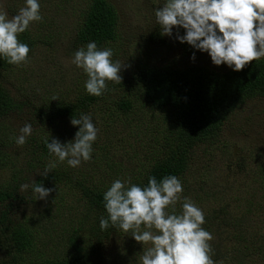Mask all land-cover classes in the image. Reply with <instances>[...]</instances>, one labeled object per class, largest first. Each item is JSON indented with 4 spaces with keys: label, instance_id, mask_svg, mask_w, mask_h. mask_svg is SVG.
<instances>
[{
    "label": "trees",
    "instance_id": "obj_1",
    "mask_svg": "<svg viewBox=\"0 0 264 264\" xmlns=\"http://www.w3.org/2000/svg\"><path fill=\"white\" fill-rule=\"evenodd\" d=\"M82 17L75 38L80 45L85 47L90 41L101 45L117 39L118 14L107 0H90ZM180 32L183 34L184 30L180 29ZM158 35L163 42L160 33ZM19 40L29 45V54L34 50L36 40L29 29L19 35ZM180 47L185 55L198 51L187 43H180ZM14 66L0 57V169L8 166L12 175L11 182L0 183V264H122L123 250L117 248L113 252L111 248L124 232L111 225L107 230H101L99 224L100 218L108 215L103 194L111 183L131 177V183L146 186L150 176H155L158 182L168 175L183 178L195 146L211 142L237 105L264 96V58L252 61L242 71L215 70L202 64L138 66L131 73V89L135 90L134 93L131 91V98L126 92H119L124 81L120 84L108 81L109 90L105 93L112 88L117 91L116 98L110 101L120 110H132L139 100L164 110L166 123L161 129L165 132L160 140L161 148L154 146L147 163L137 167L131 164L124 173H116L115 164L109 161L106 151H103L102 165L75 169L66 160H45L50 156L45 140L49 138L51 142L52 138H57L63 141L52 127L56 125L59 129L65 120L78 118L80 113L96 106L105 94L89 95L85 84L78 93L73 92V101L53 99L54 96L45 94V105L39 113L37 109L34 111L38 124L44 126L33 130L26 144L18 146L15 142L17 133L4 134L5 129L11 130V124L4 122L5 117L16 111L21 113L25 104L16 99L5 84L7 72ZM157 143L156 137L154 145ZM12 145L16 146V152L21 150L28 156L22 168L12 167L14 163L8 158ZM50 162H56V167L45 178L39 172ZM259 166L264 170V164ZM33 167L39 168L34 170L33 182L56 188L54 193L61 195H66L61 186L69 190L73 197L70 208L77 215L76 219L56 227L53 214L43 215L39 209L30 216L22 212L24 215L20 218L14 217L23 198L18 194V188L24 183L25 171L33 173ZM125 173L129 174L123 177ZM225 207L206 211V223L202 225L214 237L210 241L214 251L212 259L216 264H241L244 260L256 264L264 260V236L244 231L247 227ZM55 215L59 216L58 210ZM42 219L47 225L40 223ZM129 241L126 239L130 246Z\"/></svg>",
    "mask_w": 264,
    "mask_h": 264
},
{
    "label": "rangeland",
    "instance_id": "obj_2",
    "mask_svg": "<svg viewBox=\"0 0 264 264\" xmlns=\"http://www.w3.org/2000/svg\"><path fill=\"white\" fill-rule=\"evenodd\" d=\"M89 1L39 0L43 21L30 25L29 30L36 44L29 54V62L26 65H15L7 72L5 79L10 93L25 103L21 113L16 111L5 117L4 122L11 124V130L5 129L6 136L13 133L19 135V129L25 123H31L33 130L44 126L38 124L39 119L34 111L37 109L39 113L45 105V94L62 101H73V92L78 93L82 84H85L88 77L82 69L72 64V58L76 50L84 47L75 38ZM107 1L115 7L118 14V37L97 46L101 49H113V60L119 59L129 65L121 70L124 87L119 92L122 94L126 92L131 98V91L135 92L131 89V73L138 66L202 64L215 70L230 69L227 65H214L210 56L200 51L195 52L196 58L193 61L192 54L185 55L174 36H162L163 42L160 41V29L155 24L154 9L164 0ZM24 6L25 0H0V10L6 11L9 18ZM104 94L96 106L78 116L91 113L99 132L93 144V159L89 162L82 161L75 169L102 165L105 160L103 151H106L109 161L115 164L116 173H124L131 164L137 167L147 163L154 146L161 148L160 140L165 133L161 129L166 123L163 114L166 112L151 107L142 100L132 110H120L110 101L116 98L117 91L112 88ZM52 128L60 134L59 138H64L61 142H67L73 139L79 126H73L67 119L61 128L57 129L56 125ZM156 137L158 143L154 145ZM16 150V146L12 145V153L8 158L14 163L12 167L22 168L28 156H25L24 151ZM52 159L58 158L54 154L45 158L47 161ZM189 162L188 170L180 178L184 189L182 196L191 198L204 214L226 205V210L237 216L241 220L240 224L247 227L248 230L244 231L264 236V170L259 166L264 164V96L253 97L237 105L211 142L195 146ZM35 169L33 167V173H29L31 170L25 171L27 175L23 184H29V188L20 191V184L18 194L23 198L14 217L20 218L24 215L22 212L30 216L39 209L43 215L53 214L56 227H61L62 222L69 219H76L77 215L70 208L73 197L65 187L61 186L66 195L53 192L47 202L36 200L31 188ZM10 171L8 166L0 169V183L11 182ZM126 174L129 173L122 176ZM181 204L182 201L176 205L177 213L182 210ZM56 210L59 211V216L55 215ZM40 223L47 225L45 219L40 220ZM130 235L131 233H123L121 239L114 242L111 251L114 252L117 248L123 250L124 255L120 260L122 264H141L139 258L143 252L142 245L136 243ZM246 237L250 239L247 234ZM126 239L130 240V246ZM41 243L43 245L42 241ZM241 264L252 263L244 260ZM256 264H264V260Z\"/></svg>",
    "mask_w": 264,
    "mask_h": 264
},
{
    "label": "clouds",
    "instance_id": "obj_3",
    "mask_svg": "<svg viewBox=\"0 0 264 264\" xmlns=\"http://www.w3.org/2000/svg\"><path fill=\"white\" fill-rule=\"evenodd\" d=\"M40 9L39 0H25V6L11 18L0 10V57L7 63L21 66L29 62L30 47L19 40V35L33 22L43 21ZM154 16L161 36H174L180 43L207 53L216 66L242 71L252 61L264 58V0H164L155 7ZM113 56V49L98 48L95 41L75 51L72 64L86 73L85 90L89 95L102 96L109 90L108 81L122 82L121 70L129 65L113 60ZM195 58L193 52L191 59ZM70 123L79 126L73 139L62 143L47 138L45 143L59 162L66 160L76 168L82 161L93 159L99 129L91 113L72 117ZM19 132L15 142L23 146L33 132L31 123H25ZM55 167L56 162H50L39 174L47 178ZM31 187L36 200L45 202L56 191L43 183L33 182ZM28 188L29 184H22L20 191ZM183 191L182 181L175 175L159 182L150 176L146 186L131 183V177L116 179L103 194L108 215L100 218V228L107 230L111 225L131 233L143 248L141 264H215L210 244L214 237L202 227L205 214L191 198L182 196ZM181 201L182 210L177 213L176 205Z\"/></svg>",
    "mask_w": 264,
    "mask_h": 264
}]
</instances>
